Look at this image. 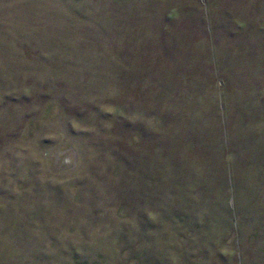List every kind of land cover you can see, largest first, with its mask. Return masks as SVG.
<instances>
[{
    "label": "rangeland",
    "instance_id": "rangeland-1",
    "mask_svg": "<svg viewBox=\"0 0 264 264\" xmlns=\"http://www.w3.org/2000/svg\"><path fill=\"white\" fill-rule=\"evenodd\" d=\"M0 264H264V0H0Z\"/></svg>",
    "mask_w": 264,
    "mask_h": 264
}]
</instances>
